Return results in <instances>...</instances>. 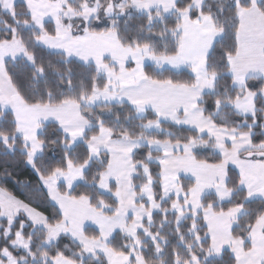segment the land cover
<instances>
[{"label": "snow or ice", "instance_id": "obj_1", "mask_svg": "<svg viewBox=\"0 0 264 264\" xmlns=\"http://www.w3.org/2000/svg\"><path fill=\"white\" fill-rule=\"evenodd\" d=\"M17 7L0 0V160L20 157L0 264H264V0Z\"/></svg>", "mask_w": 264, "mask_h": 264}, {"label": "trees", "instance_id": "obj_2", "mask_svg": "<svg viewBox=\"0 0 264 264\" xmlns=\"http://www.w3.org/2000/svg\"><path fill=\"white\" fill-rule=\"evenodd\" d=\"M217 2H219V0H217ZM17 4H18L17 11H22V9L19 8V3H17ZM213 6L215 7V4ZM137 22H140V21H136L134 23H137ZM53 63H55V60H53ZM7 126L8 125H5V127H7ZM19 159H20V157L18 155L15 157H12L10 160L8 158H5L4 160H0V165L7 164L8 168L10 170L15 171L17 169L18 164H19ZM17 175H19L20 178L23 180L26 177H30L31 173H30V171H26L23 166H20V168L17 172ZM89 178H90V176H89ZM81 190H83V189H81ZM16 191H17V195L21 196L22 198H26L28 196V192L22 187L17 189ZM91 191L94 192V190H91ZM95 199L96 198L94 195V202H95ZM34 203H38V202L34 201ZM226 260H227V257L224 258L223 262H221V261H209V264H226Z\"/></svg>", "mask_w": 264, "mask_h": 264}, {"label": "rangeland", "instance_id": "obj_3", "mask_svg": "<svg viewBox=\"0 0 264 264\" xmlns=\"http://www.w3.org/2000/svg\"><path fill=\"white\" fill-rule=\"evenodd\" d=\"M17 3H19V0H17ZM85 219L88 218L87 216L84 217ZM214 224L217 226V227H222L223 226V222L219 219H216L214 221Z\"/></svg>", "mask_w": 264, "mask_h": 264}]
</instances>
